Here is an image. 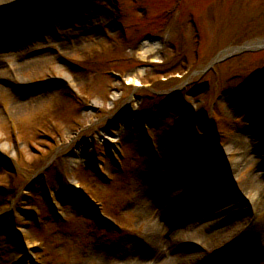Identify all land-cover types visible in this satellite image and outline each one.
Returning <instances> with one entry per match:
<instances>
[{
  "label": "rangeland",
  "instance_id": "374dc122",
  "mask_svg": "<svg viewBox=\"0 0 264 264\" xmlns=\"http://www.w3.org/2000/svg\"><path fill=\"white\" fill-rule=\"evenodd\" d=\"M0 5V79L7 80L0 81V152L15 164L8 172L0 162V196L7 191L0 215L10 211L0 223V264L19 256L5 237L9 219L14 242L23 243L21 232L30 225L25 264H160L176 251L188 256L183 264H198L208 252L210 264H264V204L259 209L250 200L258 194L244 183L257 175L256 192L264 190V160L232 168L227 181L225 167L240 154L219 158L223 148L237 151L231 143L238 133L255 135L244 139L250 145L245 156L264 144V45L233 53L264 40V0H0ZM213 143L219 150L200 164L202 151ZM258 154L264 157V151ZM205 172L213 177L201 186L209 177ZM44 183L58 201L64 192L80 198V190L67 188L70 183L83 187L119 228L96 229L83 219L84 207L56 201L66 221L54 222L40 195ZM163 183L179 186L164 194ZM208 184L217 187L206 191ZM195 186L206 191L197 195V206L208 200L220 205L212 214L202 209L193 221L186 218L194 209L186 199L197 192ZM181 201L186 210L176 206ZM226 204L233 207L221 213ZM247 207L254 214L250 230L231 239L249 215L235 214L232 223L225 218ZM165 211L171 225L214 222L211 231H218L221 222L224 231H203L198 240L181 232L180 241L196 239L195 245H168ZM31 212L44 220L40 229ZM148 220L160 225L153 239L146 232Z\"/></svg>",
  "mask_w": 264,
  "mask_h": 264
},
{
  "label": "bare ground",
  "instance_id": "6f19581e",
  "mask_svg": "<svg viewBox=\"0 0 264 264\" xmlns=\"http://www.w3.org/2000/svg\"><path fill=\"white\" fill-rule=\"evenodd\" d=\"M0 6H2V5H0ZM259 44H264V40H260L259 42H258ZM247 45H251V44H247ZM130 79V78H129ZM128 79V80H129ZM0 81L1 82H4V83H6L7 82V80H3V79H0ZM136 82H137V80H136ZM140 83H135V85H139ZM250 132H251V130H250ZM249 136H251V137H253V136H255V135H250L249 134V132H248V134L247 133H238L237 135H236V137H235V139H234V142L233 143H231V144H235V146L238 148L237 149V151L236 150H233L232 148V150L231 149H229V147L226 149H222L221 150V152H222V157L223 158H226L227 160H228V158H230L231 157V154L233 153V155H235V153H239L240 154V157L238 158V160H236V161H234V162H232L231 164H232V166H231V164H227V166L225 167V169H226V172H224L225 174H226V176H227V181H229V175H227V174H230V173H232V168H237L238 166H240V165H242V163L244 162H250V161H256V160H264V157L263 156H261V154H258V152H262V151H264V144H263V146L262 147H258V152L255 150V151H250L248 154H247V156H245L244 155V152L245 151H247L249 148L248 147H250V145H245L244 144V139L245 138H248ZM255 140H259L260 138H254ZM230 144V145H231ZM223 150H225V151H223ZM226 154V155H225ZM226 159H225V161H226ZM229 161V160H228ZM208 166H205V169H208L207 168ZM206 174H208L209 175V177H204V178H202L200 181H199V185H205L206 183H208V180H210V179H212V177H213V175L212 174H210V173H208V172H205ZM257 176V175H256ZM255 176V177H256ZM255 177H251V178H249V179H247L244 183H246V188L247 189H249V190H251V191H253V190H255V192H254V194H258V197L259 198H256V199H254V197H249L250 198V200L251 201H253V203L255 204L256 203V205L257 206H259V209L263 206V196H264V190L263 191H261L260 193H257L256 192V190H260V188H261V186H260V179H258V180H256V178ZM206 179H208V180H206ZM162 187H163V190L161 191V192H163L164 194L170 189L169 188V186L167 185V184H165V183H163V185H162ZM196 187V190L195 191H203L200 187H197V186H195ZM242 189H241V188ZM240 187H238V188H240L241 190H240V192H241V194H245V192L247 193V190L245 189V186H244V184H242V185H240ZM259 188V189H258ZM169 196V195H168ZM246 198V197H245ZM198 198L197 197H195V198H193L191 201H196ZM246 199H248V198H246ZM210 202H212V200H208V201H205L203 204H208V203H210ZM217 205V203H214V206H216ZM183 207L184 208H188V207H186V206H184V204H183ZM201 208H198V206L194 209V211H193V213L192 214H195V213H197V211L198 210H200ZM253 209H256L255 207H253ZM224 210V209H223ZM223 210H222V213H223ZM212 212V210L210 211V213ZM198 214H200V213H198ZM212 214V213H211ZM210 214V215H211ZM169 215H171V214H169ZM209 215V216H210ZM168 218L170 219V220H172V218L171 217H169L168 216ZM196 219L197 220H199V218H198V216H196ZM224 221V220H223ZM234 221H237V219H231L230 221H226L225 223H232V222H234ZM198 222V221H197ZM197 222H193L192 224H186V225H184V226H182V227H170L169 225H167V226H165V229H166V232L168 233V238L171 240V241H178L179 239L180 240H182L181 239V237L180 236H178V233H184V235H187V234H191V236L192 237H194V238H196L197 240H198V238H200V236H199V234H201V232H203V231H205L206 233H210V234H212V235H215V234H217V233H222L224 230L222 229L223 228V225H222V223L221 222H216V230H218V231H211V229L213 228V226H214V222H211V223H209L210 225H206V227H205V225H197L196 223ZM159 223L157 222V223H155V222H153V220H148V223H147V233H149V237L151 238V239H153V237H154V235H153V231L154 230H156L157 228H159ZM210 229V230H209ZM252 231H255V230H252ZM190 232H194L195 234H192V233H190ZM204 232V233H205ZM198 233V234H197ZM208 234H206V236H207ZM251 235L253 236H255V232H253V233H251ZM188 236H190V235H188ZM232 237V236H231ZM230 237V238H231ZM196 239H192L191 241L192 242H196L195 240ZM231 239H233V237L231 238ZM248 240H249V237L247 238ZM179 240V241H180ZM205 240L206 239H204L203 241L205 242ZM251 241V240H250ZM154 243V242H153ZM174 244H178V242H176V243H174ZM178 247H180V246H178ZM178 253L179 252H172L171 254H166V258H164L165 259V261H163L162 263H160V264H183V261L181 262V260L182 259H184V258H188V256L186 257L184 254H181V255H178ZM186 255H189V253H187ZM179 262H181V263H179Z\"/></svg>",
  "mask_w": 264,
  "mask_h": 264
}]
</instances>
